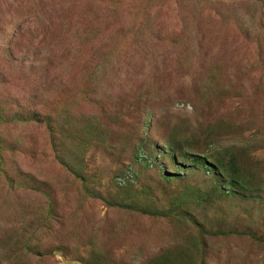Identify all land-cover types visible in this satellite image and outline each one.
Returning <instances> with one entry per match:
<instances>
[{
	"label": "rangeland",
	"instance_id": "374dc122",
	"mask_svg": "<svg viewBox=\"0 0 264 264\" xmlns=\"http://www.w3.org/2000/svg\"><path fill=\"white\" fill-rule=\"evenodd\" d=\"M0 264H264V0H0Z\"/></svg>",
	"mask_w": 264,
	"mask_h": 264
},
{
	"label": "trees",
	"instance_id": "16d2710c",
	"mask_svg": "<svg viewBox=\"0 0 264 264\" xmlns=\"http://www.w3.org/2000/svg\"><path fill=\"white\" fill-rule=\"evenodd\" d=\"M242 62H244V60H242ZM204 69L206 70H200V72L195 76L198 78L196 80L199 79V83L200 86L202 87L203 90H205V92L210 89V87H215L216 85H220L222 83H227L230 79V75H228L226 69L224 70L225 67H219V70H212V69H207L210 67H207L206 65H204ZM194 77V78H195ZM195 81V80H194ZM238 84V83H237ZM224 88V87H223ZM238 88H243L244 90L248 89L249 87H246L244 85L241 86H234V93H235V97L238 101H240L243 98V95H241V93H239ZM225 90V89H223ZM225 93L230 94V96L232 95L230 93V91H225ZM250 92H248L247 94L249 95ZM249 100V99H247ZM246 100V101H247ZM197 159L199 160V157H197ZM203 165L207 168V169H212L215 166L212 165L211 163H207L206 161L203 163Z\"/></svg>",
	"mask_w": 264,
	"mask_h": 264
}]
</instances>
